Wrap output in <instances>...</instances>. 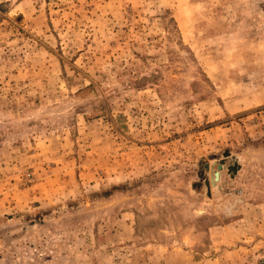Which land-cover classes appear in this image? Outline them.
I'll use <instances>...</instances> for the list:
<instances>
[{"label": "rangeland", "instance_id": "obj_1", "mask_svg": "<svg viewBox=\"0 0 264 264\" xmlns=\"http://www.w3.org/2000/svg\"><path fill=\"white\" fill-rule=\"evenodd\" d=\"M254 231L264 0H0V264H259Z\"/></svg>", "mask_w": 264, "mask_h": 264}, {"label": "water", "instance_id": "obj_2", "mask_svg": "<svg viewBox=\"0 0 264 264\" xmlns=\"http://www.w3.org/2000/svg\"><path fill=\"white\" fill-rule=\"evenodd\" d=\"M225 157H229L231 156V152L230 151H226L225 154H224ZM234 159V164L233 165H230V170L231 171H234V173H237L238 170L241 168V165L239 164L238 160L236 157H233ZM224 165L223 163H219L218 166H217V170L213 171L214 174H215V178H213V181H212V184L216 185V181H218L221 177V171L223 169ZM208 168H209V165H208ZM208 183V186L210 187V183L209 181L207 182Z\"/></svg>", "mask_w": 264, "mask_h": 264}, {"label": "crops", "instance_id": "obj_3", "mask_svg": "<svg viewBox=\"0 0 264 264\" xmlns=\"http://www.w3.org/2000/svg\"><path fill=\"white\" fill-rule=\"evenodd\" d=\"M239 223V222H238ZM259 231L255 232H248L247 236L244 238H247L250 247L253 246V248H256L257 246H264V236H259L258 235ZM239 240H243L242 237L237 236L235 237V239H233V241L231 242H238ZM249 245L246 246V248L249 247Z\"/></svg>", "mask_w": 264, "mask_h": 264}, {"label": "built area", "instance_id": "obj_4", "mask_svg": "<svg viewBox=\"0 0 264 264\" xmlns=\"http://www.w3.org/2000/svg\"><path fill=\"white\" fill-rule=\"evenodd\" d=\"M259 264H264V248L259 251Z\"/></svg>", "mask_w": 264, "mask_h": 264}, {"label": "bare ground", "instance_id": "obj_5", "mask_svg": "<svg viewBox=\"0 0 264 264\" xmlns=\"http://www.w3.org/2000/svg\"><path fill=\"white\" fill-rule=\"evenodd\" d=\"M219 181V180H218Z\"/></svg>", "mask_w": 264, "mask_h": 264}]
</instances>
